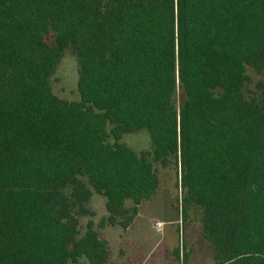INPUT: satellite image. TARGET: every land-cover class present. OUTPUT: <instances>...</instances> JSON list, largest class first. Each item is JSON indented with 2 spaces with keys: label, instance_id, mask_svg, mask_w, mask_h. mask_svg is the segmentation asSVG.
<instances>
[{
  "label": "trees",
  "instance_id": "obj_1",
  "mask_svg": "<svg viewBox=\"0 0 264 264\" xmlns=\"http://www.w3.org/2000/svg\"><path fill=\"white\" fill-rule=\"evenodd\" d=\"M68 51L77 101L51 86ZM155 164L214 264H264V0H0V264H105L80 218L96 193L127 230Z\"/></svg>",
  "mask_w": 264,
  "mask_h": 264
},
{
  "label": "rangeland",
  "instance_id": "obj_2",
  "mask_svg": "<svg viewBox=\"0 0 264 264\" xmlns=\"http://www.w3.org/2000/svg\"><path fill=\"white\" fill-rule=\"evenodd\" d=\"M247 74L250 83L246 92H249L255 90L261 76L252 69ZM77 80V64L68 51L51 80L52 91L62 99L77 101ZM123 141L135 151L149 149L151 144L145 130L124 135ZM154 167L160 180L158 192L140 205L138 215L127 230L101 223L107 215L106 199L93 193L88 206L94 216L80 218L82 232L88 220H92L100 239L108 246L105 264H214L199 223L182 221L178 169L173 164Z\"/></svg>",
  "mask_w": 264,
  "mask_h": 264
}]
</instances>
